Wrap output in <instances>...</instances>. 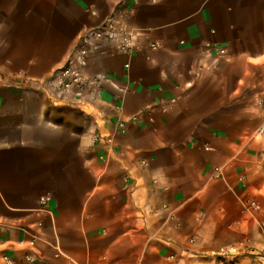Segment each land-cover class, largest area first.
Returning a JSON list of instances; mask_svg holds the SVG:
<instances>
[{"label":"crops","instance_id":"crops-1","mask_svg":"<svg viewBox=\"0 0 264 264\" xmlns=\"http://www.w3.org/2000/svg\"><path fill=\"white\" fill-rule=\"evenodd\" d=\"M119 1L0 0V264H264V0Z\"/></svg>","mask_w":264,"mask_h":264},{"label":"built area","instance_id":"built-area-1","mask_svg":"<svg viewBox=\"0 0 264 264\" xmlns=\"http://www.w3.org/2000/svg\"><path fill=\"white\" fill-rule=\"evenodd\" d=\"M126 0L118 2L116 9L125 6ZM117 10L108 16L100 25L85 28L78 36L77 41L70 51L66 62L57 68L47 83L59 90L70 91L78 89L79 93L88 91L93 94L99 89L101 82L106 79L103 75L90 76L86 73L87 54L91 45L100 42L112 44L118 52L129 53L135 45L137 33L135 29L125 21L117 18ZM151 48L157 49L160 44L151 43ZM226 49L221 48L220 53H225ZM129 67V64H126ZM120 129L124 128V123L119 124ZM264 133V122L259 128L251 132L252 137L260 136ZM258 208L256 202L251 203Z\"/></svg>","mask_w":264,"mask_h":264}]
</instances>
